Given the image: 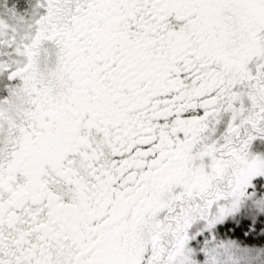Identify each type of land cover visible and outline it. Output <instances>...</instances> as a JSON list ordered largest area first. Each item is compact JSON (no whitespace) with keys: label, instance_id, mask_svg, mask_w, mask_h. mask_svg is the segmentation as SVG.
<instances>
[{"label":"snow or ice","instance_id":"snow-or-ice-1","mask_svg":"<svg viewBox=\"0 0 264 264\" xmlns=\"http://www.w3.org/2000/svg\"><path fill=\"white\" fill-rule=\"evenodd\" d=\"M0 264H264V0H0Z\"/></svg>","mask_w":264,"mask_h":264}]
</instances>
